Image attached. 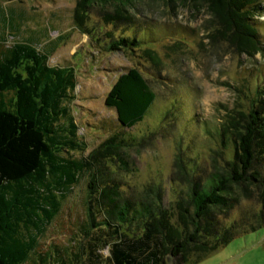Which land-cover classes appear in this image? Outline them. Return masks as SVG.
<instances>
[{"label":"trees","instance_id":"1","mask_svg":"<svg viewBox=\"0 0 264 264\" xmlns=\"http://www.w3.org/2000/svg\"><path fill=\"white\" fill-rule=\"evenodd\" d=\"M199 1L210 15L211 41H224L251 57L264 54L256 19L264 8L258 0ZM135 2L78 0L74 25L90 37L95 34L106 52H126L138 62L150 60L160 71L161 56L136 26ZM96 5H101L99 31L89 22ZM2 8L0 18L8 30L0 35V264H162L165 255L187 258L192 252L196 260L239 232L264 225L263 86L246 95V107L240 104L225 115L218 131L222 148L213 150L207 178L187 169L182 152L177 154L175 165L188 191L176 206L165 208L160 187L145 195L131 194L128 185L108 174L103 162L114 154L129 165L126 151L137 139L124 129L142 122L156 99L143 70L128 68L107 94L105 102L116 111L119 130L104 139L89 159L75 157L74 152L87 149L71 107L76 68L71 63L49 64L56 42L39 47L30 36L8 43L7 36L15 38L9 29L19 30L25 11L15 16L11 10L5 17ZM122 26V34L115 32ZM86 174L90 176L86 219L68 246L52 244L41 252L40 238ZM242 199H256L260 206L233 219L231 212Z\"/></svg>","mask_w":264,"mask_h":264},{"label":"rangeland","instance_id":"2","mask_svg":"<svg viewBox=\"0 0 264 264\" xmlns=\"http://www.w3.org/2000/svg\"><path fill=\"white\" fill-rule=\"evenodd\" d=\"M258 1L264 8V0ZM77 2L0 0L5 17L11 10L15 16L25 11L19 30L9 29L15 38L7 36L8 43L30 36L37 39L39 47L56 42L49 64L71 63L76 68L78 83L71 107L79 125V138L87 149L74 152L75 157L89 159L104 139L119 130L116 111L106 105L107 94L128 68L139 66L143 70L156 99L142 122L124 129L137 139L126 151L129 167L114 154L106 155L103 162L109 175L128 185V192L145 195L158 186L164 207L172 208L188 191L175 165L177 154L182 152L187 169H194L202 179L208 177L213 150L222 148L218 131L225 115L240 104L246 107L251 91L257 85L264 87V54L251 57L237 53L224 41H211L207 36L213 25L203 1L136 0L133 13L138 31L145 34L149 47L163 61L158 71L150 60L138 62L126 52H106L101 42L95 41V34L90 37L81 33L73 22ZM100 11L101 5H96L90 12L89 22L97 31L101 27ZM256 19L264 37V13ZM6 24L0 18V35L8 30ZM116 29L122 34L125 26ZM228 148L227 156L231 157L233 147ZM89 179L84 175L64 201L60 214L40 238L41 252L52 244L66 247L71 243L79 224L86 219ZM259 206L256 199H242L231 212L232 218ZM195 257V252L187 258L168 254L162 264H264V225L239 232L216 251L200 259Z\"/></svg>","mask_w":264,"mask_h":264}]
</instances>
